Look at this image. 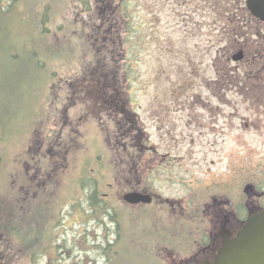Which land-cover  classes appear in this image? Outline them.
I'll list each match as a JSON object with an SVG mask.
<instances>
[{
  "label": "rangeland",
  "instance_id": "1",
  "mask_svg": "<svg viewBox=\"0 0 264 264\" xmlns=\"http://www.w3.org/2000/svg\"><path fill=\"white\" fill-rule=\"evenodd\" d=\"M115 15L122 18L124 43L120 29L119 38L113 35ZM219 24L201 0H0V225L17 227L15 235L0 229V264H29L28 251H36L35 264H60L69 250L79 256L66 261L79 264H103L105 252L113 264H174L179 255L170 253L169 235L180 234L181 245V234L212 227L179 220L156 225L154 204L120 211L125 225L118 226L119 237L116 226L91 221L87 196L97 184L107 190L110 175L120 170L107 135L116 124L103 115L101 126L85 113L91 93L130 95L134 128L165 159L144 177L148 191L177 205L187 189L197 201L239 189L250 202L245 186L264 188L263 80L256 81L261 88L242 94L245 80L228 82L226 91L220 82L222 72L243 78L246 66L231 60L240 48L245 56L238 62H264V23H251L240 39H228ZM117 43L123 53L110 58V46L120 50ZM78 94L85 95L82 101ZM219 109L225 116L210 128ZM194 117L207 133L195 132L202 127ZM37 135L59 144L61 150L47 152L48 171L59 174L48 188H37L42 192L30 210L29 147ZM56 159L62 164L53 165ZM118 184L114 189L123 191ZM46 199L55 201L50 225Z\"/></svg>",
  "mask_w": 264,
  "mask_h": 264
},
{
  "label": "flooded vegetation",
  "instance_id": "2",
  "mask_svg": "<svg viewBox=\"0 0 264 264\" xmlns=\"http://www.w3.org/2000/svg\"><path fill=\"white\" fill-rule=\"evenodd\" d=\"M259 24L264 23V21L257 20ZM261 31L257 30L256 36L261 37ZM241 49V48H240ZM242 50V49H241ZM244 58L245 53L242 50ZM234 63L245 65L246 68L240 72L243 78L238 76L235 78H226L223 72L221 74L220 82L221 89L226 91V85L228 82L241 83L242 79L245 80L244 85H241L240 92L261 88L256 81L263 80L264 84V62H238ZM238 68L234 69L237 72ZM232 74V71H229ZM237 77V78H236ZM255 81V84L249 82ZM232 87L235 84H231ZM249 88V90L247 89ZM128 94H99L91 93L90 100L84 103L85 113H90L91 117L96 121L97 124L101 125L102 116H106L109 120H112L116 124V129L108 135V145L112 150H117L118 158L113 159L115 161L113 164L120 167V170L116 172V175L111 174L113 178L112 182H107V190H100L97 186V191L92 190V193L87 196L86 204L88 206L87 213H90L91 221L95 225H114L116 226L117 234L119 237L121 233L118 232L119 225H125V220L120 216V211L127 207H140L146 208L149 204H154L157 207V211L151 212L152 217L156 225H178V220L181 221L182 225H212L208 230L203 229L196 233L194 236H189L181 234L183 239L182 244L179 245L180 234L169 235L170 244L172 250L171 254H177L178 257H172L174 264H213L215 257L223 246L225 240H230L235 237L237 231L244 224L246 217L259 209L264 208V188L262 190H254L251 186H248V190H251L252 195L247 194L251 198L250 202L245 201L242 195V191L237 189L234 194L230 191H218L214 194H202V201H197L193 196L190 195L187 189L185 194L186 200L183 203L176 201L177 205H174V201H170L164 198L157 191H148V187L143 184L144 177L149 175V172H156L160 167V164L165 161L164 158H159V154L156 149L148 143L149 138L144 136L143 130H137L136 121L127 105L129 106L130 99H127ZM225 94H219L218 98L223 100ZM82 101L85 97L84 94H78ZM260 95L258 94H247V99L256 100ZM220 100V101H221ZM127 103V104H126ZM63 111L70 108L64 102ZM225 116L223 110H217L216 114L212 117L213 120L208 122L209 127L213 128V124L217 122L216 117L218 115ZM195 119V117H194ZM64 120H68L65 116ZM204 120V119H203ZM69 121V120H68ZM194 123L202 129L195 131L196 133H207V130H203L204 122L202 120L196 121ZM102 126V125H101ZM100 126V127H101ZM141 127V125H140ZM191 136V135H190ZM212 143V142H211ZM51 149L61 150L59 144L48 143L37 137L34 142L31 143L29 150L30 157L29 161V171H28V181L30 184L29 195L30 199L28 205L31 208L34 207L35 198L40 191L39 187L44 186L48 188V184L52 179L57 180V174L59 171L53 167L48 171L47 167L50 165L51 158H48L47 152L50 153ZM53 165L62 164L60 159L54 160ZM117 175L120 176L118 183L123 184V191H116L114 187L117 180ZM150 176V175H149ZM98 179L96 180V182ZM48 183V184H47ZM43 185V186H42ZM128 192H138L141 194L151 195L149 203L137 202L131 203L124 199V194ZM36 193V195H35ZM53 191L50 192L52 194ZM50 196V195H49ZM195 196V193H194ZM196 197V196H195ZM247 198V197H246ZM245 198V199H246ZM55 201L51 199H46L47 207L44 209V217L48 216L49 212V225H50V214L54 212V206L51 204ZM61 208V207H60ZM60 208L57 210L59 212ZM139 208V209H140ZM48 209V212H47ZM78 213H82L80 208H77ZM55 214V212H54ZM57 222V221H56ZM54 223V225L56 224ZM36 225V223H32ZM115 230V229H114ZM198 233V234H197ZM197 234V235H196ZM78 251H67L63 260L60 264H79L81 262L77 260H71L67 262L66 259L72 258ZM104 253V251H100ZM74 254V255H73ZM79 255H75L76 258ZM103 264H113L109 261L108 255L105 252ZM96 262V261H95Z\"/></svg>",
  "mask_w": 264,
  "mask_h": 264
},
{
  "label": "water",
  "instance_id": "3",
  "mask_svg": "<svg viewBox=\"0 0 264 264\" xmlns=\"http://www.w3.org/2000/svg\"><path fill=\"white\" fill-rule=\"evenodd\" d=\"M250 13L264 21V0H245ZM243 56L239 50L232 55L233 60ZM131 203L149 202L150 196L138 192L124 194ZM213 264H264V209L248 215L234 238L225 240Z\"/></svg>",
  "mask_w": 264,
  "mask_h": 264
},
{
  "label": "trees",
  "instance_id": "4",
  "mask_svg": "<svg viewBox=\"0 0 264 264\" xmlns=\"http://www.w3.org/2000/svg\"><path fill=\"white\" fill-rule=\"evenodd\" d=\"M88 1V0H86ZM205 3L208 4L209 10L215 15V19L218 21L219 19V27H221V33H223L224 36H228V39L232 37V39H240L246 37L248 34V30L251 28H254L251 26V23L258 24V21L254 19L248 10L245 7L244 0H201ZM113 24V35L116 38H119V29L121 30V42L122 39H124V27L122 25V18L117 17L116 15L113 17L112 20ZM118 46L120 47V50H117V46H110L109 47V57L110 58H115L116 54H121L123 53L124 47L123 45L117 43ZM2 219H0V224H1ZM4 223V221H3ZM0 229L5 230L12 235H15L17 233V227L16 225H0ZM22 239L21 241L24 242H30L29 238L24 239L23 236L20 234L19 235ZM10 251V249H8ZM36 251H28V259L31 262L29 264H35L34 255ZM7 261H9L12 257L11 254L8 255ZM11 262V261H10ZM10 262H6V264H11ZM36 262V264H38Z\"/></svg>",
  "mask_w": 264,
  "mask_h": 264
}]
</instances>
